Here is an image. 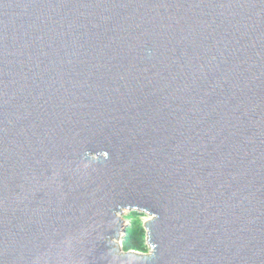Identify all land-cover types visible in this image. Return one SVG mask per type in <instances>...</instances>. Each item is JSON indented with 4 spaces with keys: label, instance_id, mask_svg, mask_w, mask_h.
Returning <instances> with one entry per match:
<instances>
[{
    "label": "water",
    "instance_id": "obj_1",
    "mask_svg": "<svg viewBox=\"0 0 264 264\" xmlns=\"http://www.w3.org/2000/svg\"><path fill=\"white\" fill-rule=\"evenodd\" d=\"M0 264H264V0H0Z\"/></svg>",
    "mask_w": 264,
    "mask_h": 264
},
{
    "label": "trees",
    "instance_id": "obj_2",
    "mask_svg": "<svg viewBox=\"0 0 264 264\" xmlns=\"http://www.w3.org/2000/svg\"><path fill=\"white\" fill-rule=\"evenodd\" d=\"M133 218L135 217L138 220V217H141L142 215H139L138 213H131ZM136 226L132 227L127 232L126 241L128 242V251L130 250H142L144 248L147 249V246L145 244L146 241V231L144 229V226L140 223V221H136ZM133 224V225H134Z\"/></svg>",
    "mask_w": 264,
    "mask_h": 264
},
{
    "label": "rangeland",
    "instance_id": "obj_3",
    "mask_svg": "<svg viewBox=\"0 0 264 264\" xmlns=\"http://www.w3.org/2000/svg\"><path fill=\"white\" fill-rule=\"evenodd\" d=\"M124 219L127 222V225L124 227V229L126 230L125 231L126 233L123 235V240L120 241V243H121L120 247H122V249L125 252H129L128 251V242L126 241L128 230L131 229L132 227L136 226V224H134V223H136V221H140V223L144 226V224L148 221V218L141 216V217H138V220H137L135 217L133 218L131 213L126 212V215L124 216ZM146 237H147V235H146ZM145 244H146V241H145ZM146 246H147V244H146ZM130 251L137 252L139 254L142 253V254H146V255L150 253L149 252L150 250L148 248L147 249L144 248L142 250H130Z\"/></svg>",
    "mask_w": 264,
    "mask_h": 264
},
{
    "label": "bare ground",
    "instance_id": "obj_4",
    "mask_svg": "<svg viewBox=\"0 0 264 264\" xmlns=\"http://www.w3.org/2000/svg\"><path fill=\"white\" fill-rule=\"evenodd\" d=\"M120 245V244H119ZM121 246V245H120Z\"/></svg>",
    "mask_w": 264,
    "mask_h": 264
}]
</instances>
